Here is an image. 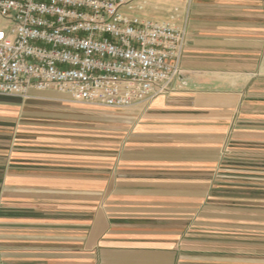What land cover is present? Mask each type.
Masks as SVG:
<instances>
[{
    "label": "crops",
    "instance_id": "obj_1",
    "mask_svg": "<svg viewBox=\"0 0 264 264\" xmlns=\"http://www.w3.org/2000/svg\"><path fill=\"white\" fill-rule=\"evenodd\" d=\"M186 24L132 110L0 96V264H264V0H137Z\"/></svg>",
    "mask_w": 264,
    "mask_h": 264
},
{
    "label": "built area",
    "instance_id": "obj_2",
    "mask_svg": "<svg viewBox=\"0 0 264 264\" xmlns=\"http://www.w3.org/2000/svg\"><path fill=\"white\" fill-rule=\"evenodd\" d=\"M137 0H0V96L54 90L125 111L181 75L187 27L131 14Z\"/></svg>",
    "mask_w": 264,
    "mask_h": 264
},
{
    "label": "rangeland",
    "instance_id": "obj_3",
    "mask_svg": "<svg viewBox=\"0 0 264 264\" xmlns=\"http://www.w3.org/2000/svg\"><path fill=\"white\" fill-rule=\"evenodd\" d=\"M4 24H5L4 21L0 19V25H4ZM261 160L262 161L264 160V157L263 156H262V159Z\"/></svg>",
    "mask_w": 264,
    "mask_h": 264
}]
</instances>
